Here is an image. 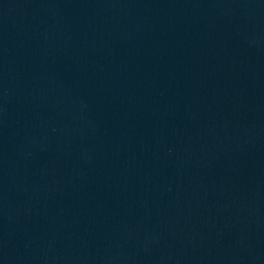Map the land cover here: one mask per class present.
<instances>
[{"label": "water", "instance_id": "obj_1", "mask_svg": "<svg viewBox=\"0 0 264 264\" xmlns=\"http://www.w3.org/2000/svg\"><path fill=\"white\" fill-rule=\"evenodd\" d=\"M0 264H264V0H0Z\"/></svg>", "mask_w": 264, "mask_h": 264}]
</instances>
